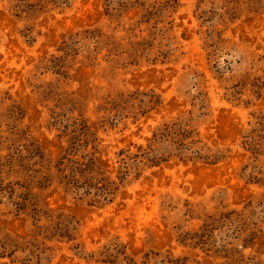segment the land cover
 <instances>
[{"label": "rangeland", "instance_id": "374dc122", "mask_svg": "<svg viewBox=\"0 0 264 264\" xmlns=\"http://www.w3.org/2000/svg\"><path fill=\"white\" fill-rule=\"evenodd\" d=\"M0 264H264V0H0Z\"/></svg>", "mask_w": 264, "mask_h": 264}]
</instances>
